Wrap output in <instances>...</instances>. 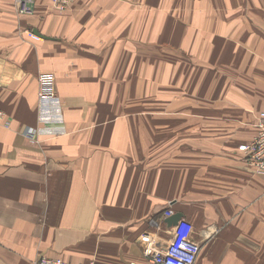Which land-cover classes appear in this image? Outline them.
I'll list each match as a JSON object with an SVG mask.
<instances>
[{
    "label": "crops",
    "instance_id": "crops-1",
    "mask_svg": "<svg viewBox=\"0 0 264 264\" xmlns=\"http://www.w3.org/2000/svg\"><path fill=\"white\" fill-rule=\"evenodd\" d=\"M16 1L0 0V109L9 122L0 123V264H34L40 256L151 264L146 236L165 246L173 232L166 220L178 213L194 226L201 248L195 264H264V176L239 151L264 110L257 99L264 96V12L258 21L250 7L242 23L233 21L234 0H78L65 12L36 0L22 16ZM31 30L41 38L32 39ZM242 31L240 41L261 60L246 49L236 53L233 38ZM225 34L230 57L245 63V91L228 99L242 112L234 120H197L190 136L185 119L110 118L125 104L105 100L102 80L138 74L141 68L131 72L124 63L141 58L120 49L102 55L104 48L191 44L218 57ZM44 74L54 76L61 101L48 105L61 112L54 123L40 121ZM28 128L38 134L25 136ZM164 139L184 141L160 154V164L147 161L142 144Z\"/></svg>",
    "mask_w": 264,
    "mask_h": 264
},
{
    "label": "rangeland",
    "instance_id": "rangeland-1",
    "mask_svg": "<svg viewBox=\"0 0 264 264\" xmlns=\"http://www.w3.org/2000/svg\"><path fill=\"white\" fill-rule=\"evenodd\" d=\"M225 1L229 3V0ZM253 2L254 0H234L233 4L229 5L237 9L238 14L234 16L233 21L237 19L236 22L245 23L250 7L254 8L255 19L260 21V13L264 12V0H256L252 6ZM194 3L193 1V5H195ZM141 8L143 9V6ZM232 12L234 13L235 9H232ZM258 21L255 20L253 25ZM236 34L237 38H233V41H238V43L236 42V53L240 52L237 54L243 55L246 49L249 58L261 60L262 56L258 51L256 52V48H247L243 43L244 40L240 41V34L244 38V31ZM222 39L226 43L221 42L222 45L218 48L220 49L218 57L209 54L211 48L191 44L174 45L172 48L164 44L152 47L147 41H140L135 46L104 48L105 52L102 55H111L120 49L125 55H137L141 58V61L135 60L132 66L127 62L124 63L127 70L132 69L133 66V69L141 68L142 71L138 74L132 76L130 73H126L124 79L111 78L112 75L109 74L108 80H102L108 84L109 92L103 96L105 100L125 104L123 110H116L115 115L110 118H127L129 115H136L185 119L190 121V136L197 129L192 126L193 122L197 120H202V122L234 120L235 115L242 112H234L228 99L231 95H235L234 97L243 95L245 91V63L243 61L237 63L235 61L237 55L230 57L228 46L230 35L225 34ZM155 56H158L156 63L148 62L149 58L154 60ZM210 56L215 61H209ZM229 57L233 62L229 61ZM164 64L172 67V73L166 74L160 69L159 66ZM109 66L112 71L113 68L116 69L117 64L109 62ZM133 69L130 71L133 72ZM146 72L153 75L149 76ZM156 75H164V77ZM248 81L252 82L250 78ZM253 84L256 86L255 82ZM262 86L264 85L262 84ZM196 87L199 88V91L195 89ZM213 87V91L210 92ZM257 99L261 102L264 96L259 95ZM133 104H139L140 107L135 106L136 108L133 109L131 106ZM177 141L174 140L172 146L168 144L169 139L158 141L160 143L157 144H142L145 146L143 149L146 152L145 156H150L147 161H156L160 164L163 160L158 159V156L165 153L167 149L177 150L179 144L184 140L177 139ZM189 146L195 147V144L190 143Z\"/></svg>",
    "mask_w": 264,
    "mask_h": 264
},
{
    "label": "built area",
    "instance_id": "built-area-1",
    "mask_svg": "<svg viewBox=\"0 0 264 264\" xmlns=\"http://www.w3.org/2000/svg\"><path fill=\"white\" fill-rule=\"evenodd\" d=\"M78 0H51L53 8L59 12H65ZM36 0H17L16 10L19 15L26 16L33 13ZM29 36L34 40H39L41 36L37 35L33 30L28 31ZM54 76L52 74H44L39 77L40 83V101H41V120L44 123H54L56 120L62 119L61 112L52 110L48 105L55 103L61 107L60 98L53 89ZM54 114V115H53ZM59 115L56 117L55 115ZM53 115V116H52ZM6 126L9 122L6 119L5 112L0 109V123ZM256 132L253 139L239 146V151L244 154L245 161L255 171L256 174L264 176V110L258 113L255 122ZM37 130L28 128L25 130V136H35ZM171 238L165 246H158L156 242L146 236V244L144 255L151 264H195L200 252V245L193 239V224L182 219L173 227ZM34 264H82L64 260L60 257L40 256ZM88 264H96L95 262Z\"/></svg>",
    "mask_w": 264,
    "mask_h": 264
},
{
    "label": "water",
    "instance_id": "water-1",
    "mask_svg": "<svg viewBox=\"0 0 264 264\" xmlns=\"http://www.w3.org/2000/svg\"><path fill=\"white\" fill-rule=\"evenodd\" d=\"M182 218H183V215L178 213L168 218L166 221L169 224V226L174 227L182 220Z\"/></svg>",
    "mask_w": 264,
    "mask_h": 264
}]
</instances>
